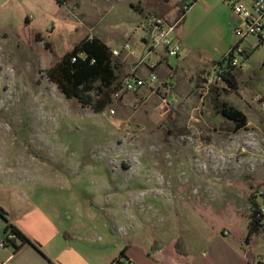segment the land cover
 Wrapping results in <instances>:
<instances>
[{"label":"rangeland","instance_id":"1","mask_svg":"<svg viewBox=\"0 0 264 264\" xmlns=\"http://www.w3.org/2000/svg\"><path fill=\"white\" fill-rule=\"evenodd\" d=\"M220 2L210 15L222 18L221 28L193 24V35L218 40L226 32L232 8ZM184 6L0 0V202H31L68 229L115 232L117 242L149 244L162 231L185 237L193 227L202 239L228 224L239 230L264 193V42L244 40L254 49L248 57L235 53L244 67L209 90L203 77L186 97L162 82L116 99L126 73L120 68L100 111L68 97L47 75L88 35L121 33L134 45L147 15L174 21ZM224 102L246 113V127L236 129L221 114Z\"/></svg>","mask_w":264,"mask_h":264},{"label":"crops","instance_id":"2","mask_svg":"<svg viewBox=\"0 0 264 264\" xmlns=\"http://www.w3.org/2000/svg\"><path fill=\"white\" fill-rule=\"evenodd\" d=\"M216 1L198 0L186 11L178 28V34L183 42L182 51L178 56H171L175 58L173 61L170 57L164 56L156 68L159 83L163 82L168 88H176L174 94L177 97H186L191 92L194 93L199 83L203 81L204 73L215 67L224 66L222 60L229 49L237 43L234 27L240 22V18L233 9L229 10L224 6L223 0L219 1H223L220 3L226 11H231V16L229 22H224L227 29L218 40L213 35L206 37L205 40L199 39L190 30L193 24L198 27L211 23L212 33L221 28L222 18L215 21L210 15L215 11ZM194 7H197L195 13ZM101 38L111 49L122 48L129 40H124L121 33ZM246 40L251 42L252 46L258 45L255 36H250ZM144 41L141 36L140 41L134 45L142 49ZM117 57L119 69H126V73L136 61V57L126 51ZM139 72L143 75L148 74L145 67H141ZM0 206L6 211L7 219L31 239V242L21 244L18 249L0 245V264H249L248 252L255 257L257 263L264 264V228H259L252 235L250 242L246 243L251 220L248 213L240 221L239 230L235 225L228 224L208 232L205 239L200 236L198 227H193L185 237L178 232L162 231L156 233L149 244L136 242L134 244L128 239L117 242L115 232L105 231L97 235L96 232L81 231L75 226L68 229L41 206L31 202L23 207L19 202L14 203L11 200L6 203L0 202ZM6 225L7 220L0 214V241ZM225 230L229 231L228 235L224 234ZM180 237H184L183 245L186 252L180 251L177 247Z\"/></svg>","mask_w":264,"mask_h":264},{"label":"built area","instance_id":"3","mask_svg":"<svg viewBox=\"0 0 264 264\" xmlns=\"http://www.w3.org/2000/svg\"><path fill=\"white\" fill-rule=\"evenodd\" d=\"M193 1L187 0L185 6L188 7ZM233 11L239 16L240 22L234 27V33L238 38V42L229 49L225 58L229 59L227 66L215 67L204 73L206 83L204 88L209 90L217 81H224L229 72L237 68L244 67L239 61L235 53L246 56L247 48L242 42L250 36H255L260 42H264V0H223ZM182 19L177 18L174 21H168L160 13H152L147 15L139 24V29L144 32L142 36L144 47L141 49L134 46L130 41L123 44L122 48H113L112 53L115 56L121 55L126 51L130 55L136 57L133 67L120 80L119 89L114 92V98L119 99L127 92L141 91L146 87L154 88L159 83V75L156 71L159 63L164 56H178L183 49V42L178 34V28ZM141 67H145L148 71L147 75L139 72ZM214 87V86H213ZM263 200L256 202L249 211V216L255 218L264 228V193H260ZM224 234H229L228 230ZM14 236L13 234L10 237ZM1 246H6L3 236L0 241Z\"/></svg>","mask_w":264,"mask_h":264},{"label":"trees","instance_id":"4","mask_svg":"<svg viewBox=\"0 0 264 264\" xmlns=\"http://www.w3.org/2000/svg\"><path fill=\"white\" fill-rule=\"evenodd\" d=\"M56 1L59 4H67L69 0ZM184 2L186 3L187 0ZM195 2H191L188 7L184 6L177 18L183 19L186 11ZM253 50L247 49L245 57H248ZM118 60L104 39L97 35H88L49 67L47 75L68 97L77 98L84 105H90L100 111L108 105L111 92L120 80ZM231 73H227V79ZM117 89L119 86L112 93ZM219 111L226 118L235 122L236 129L246 127L248 124L246 113L236 106L224 102ZM0 214L7 220L4 232L6 246L9 245L18 249L21 244L31 242V239L18 226L7 219V213L2 206H0ZM250 219L246 243H249L252 235L261 228V223L255 216H251ZM11 234L14 236L10 237ZM183 244H185V240L180 237L177 241V247L180 251L186 252ZM248 257L249 264H262L257 263L250 252H248Z\"/></svg>","mask_w":264,"mask_h":264}]
</instances>
